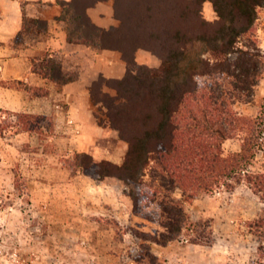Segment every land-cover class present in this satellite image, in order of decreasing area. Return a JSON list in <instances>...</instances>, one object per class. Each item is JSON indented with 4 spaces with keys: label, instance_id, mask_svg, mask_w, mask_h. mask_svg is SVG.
I'll use <instances>...</instances> for the list:
<instances>
[{
    "label": "rangeland",
    "instance_id": "374dc122",
    "mask_svg": "<svg viewBox=\"0 0 264 264\" xmlns=\"http://www.w3.org/2000/svg\"><path fill=\"white\" fill-rule=\"evenodd\" d=\"M69 1L74 0H20L25 35L38 37L36 30H42L43 23L74 26L87 16L94 23H109L103 27L106 29L116 24L109 0H75L72 4L80 14L78 20L73 18L75 13L68 12ZM202 15L210 22L218 19L209 1L203 3ZM250 36L262 51L264 65V7L258 8L253 29L241 38L243 48ZM86 47L98 55L91 56ZM67 50L70 54L65 56ZM103 50L84 43L74 51L73 46L59 52L50 48L40 56L43 60L38 65L45 72L61 61L86 70L91 60H102ZM108 50L116 63L125 62L121 52ZM135 60L153 69L161 66V59L145 49L136 51ZM123 77L93 82L86 103L91 117L72 121L69 105L63 102L40 115L0 108V264H264V229L254 225L264 217V198L248 179L233 190L220 185L192 197L176 190L173 196L190 218L176 239L161 246L153 240L166 232L169 220L160 208L150 205L152 210L138 212L123 179H100L84 170V154L99 162L121 164L125 159L128 143L111 125L105 107L116 97L117 79ZM215 80L214 76L207 81ZM232 109L252 119H264V71L252 102L236 103ZM241 142L242 134L225 140V154L238 151ZM153 164L146 169L143 181L151 184L160 198L159 191H167L151 176ZM248 168L264 172V140L263 149Z\"/></svg>",
    "mask_w": 264,
    "mask_h": 264
},
{
    "label": "trees",
    "instance_id": "16d2710c",
    "mask_svg": "<svg viewBox=\"0 0 264 264\" xmlns=\"http://www.w3.org/2000/svg\"><path fill=\"white\" fill-rule=\"evenodd\" d=\"M109 1L115 25L106 29L87 16L74 26L67 23L66 31L72 41L121 52L126 74L117 79L116 97L105 107L128 150L121 164L94 161L85 154L87 161L81 163L93 177L123 179L136 211L150 210V205L160 208L169 222L160 234L162 240L153 241L166 246L182 233L190 218L173 196L176 190L192 197L220 185L233 190L248 179L264 198V172L248 168L263 149L264 119L232 109L236 103L252 102L263 75V54L255 39H247V48L240 40L253 29L264 0ZM206 1L217 14L214 22L202 15ZM73 2L67 3L68 12L77 11ZM73 16L80 19V14ZM139 49L156 54L161 66L153 69L138 64L135 53ZM45 74L60 83L75 78L64 73L60 63ZM214 76L217 80L207 81ZM238 134H242L240 150L225 154L223 143ZM152 162L151 176L167 191H159L160 198L143 181ZM254 225L264 229V217Z\"/></svg>",
    "mask_w": 264,
    "mask_h": 264
},
{
    "label": "crops",
    "instance_id": "0c3cea01",
    "mask_svg": "<svg viewBox=\"0 0 264 264\" xmlns=\"http://www.w3.org/2000/svg\"><path fill=\"white\" fill-rule=\"evenodd\" d=\"M95 24L104 27L109 23L96 21ZM66 26L67 23H43L42 30H36L39 36L31 39L25 35L24 9L20 0H0V108L27 110L28 114L40 115L52 105L60 107L63 102L69 105L72 121L91 117L86 103L93 82L100 76L121 78L126 74V63H116L113 53L105 49L102 60L98 63L91 60L86 70L74 69L60 61L64 73L75 75L73 80L60 83L48 77L38 65L39 60H43L40 56L47 49L59 52L73 46L74 51L75 46L82 44L68 38ZM22 39L25 41L21 42ZM84 50L91 56L98 55L91 48ZM63 53L67 56L70 51ZM3 82L16 83L19 87H10ZM23 91L28 94L23 96Z\"/></svg>",
    "mask_w": 264,
    "mask_h": 264
}]
</instances>
